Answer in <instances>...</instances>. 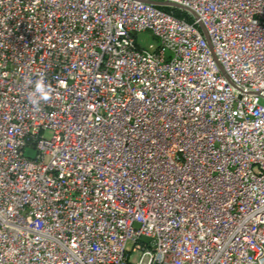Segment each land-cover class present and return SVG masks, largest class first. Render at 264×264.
<instances>
[{"label":"built area","instance_id":"1","mask_svg":"<svg viewBox=\"0 0 264 264\" xmlns=\"http://www.w3.org/2000/svg\"><path fill=\"white\" fill-rule=\"evenodd\" d=\"M0 264H264V0H0Z\"/></svg>","mask_w":264,"mask_h":264},{"label":"clouds","instance_id":"2","mask_svg":"<svg viewBox=\"0 0 264 264\" xmlns=\"http://www.w3.org/2000/svg\"><path fill=\"white\" fill-rule=\"evenodd\" d=\"M31 83V81H28ZM54 90L45 86L43 81H37L35 84L34 92L29 93V102L33 105H38L40 101H48Z\"/></svg>","mask_w":264,"mask_h":264},{"label":"rangeland","instance_id":"3","mask_svg":"<svg viewBox=\"0 0 264 264\" xmlns=\"http://www.w3.org/2000/svg\"><path fill=\"white\" fill-rule=\"evenodd\" d=\"M154 39L152 37V35L150 33H144L139 35V39H138V43L142 46V47H147L150 44H153ZM134 260H136V257H133Z\"/></svg>","mask_w":264,"mask_h":264},{"label":"water","instance_id":"4","mask_svg":"<svg viewBox=\"0 0 264 264\" xmlns=\"http://www.w3.org/2000/svg\"><path fill=\"white\" fill-rule=\"evenodd\" d=\"M26 155L31 158V157H33V152L27 151Z\"/></svg>","mask_w":264,"mask_h":264}]
</instances>
